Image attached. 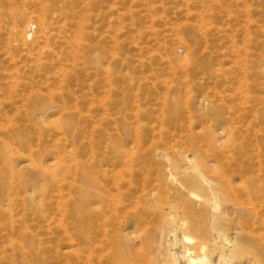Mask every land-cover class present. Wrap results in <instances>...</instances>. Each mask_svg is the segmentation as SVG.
Wrapping results in <instances>:
<instances>
[{
  "label": "rangeland",
  "instance_id": "374dc122",
  "mask_svg": "<svg viewBox=\"0 0 264 264\" xmlns=\"http://www.w3.org/2000/svg\"><path fill=\"white\" fill-rule=\"evenodd\" d=\"M21 20H38L27 44L14 34ZM186 56L206 66L174 63ZM245 64L264 79V0H0V264H72L68 236L86 213L85 172L115 195L121 182L118 201L135 222L143 179L163 163L156 152L207 151L205 137L229 132L233 80ZM56 161L66 168L56 184L31 179Z\"/></svg>",
  "mask_w": 264,
  "mask_h": 264
},
{
  "label": "bare ground",
  "instance_id": "6f19581e",
  "mask_svg": "<svg viewBox=\"0 0 264 264\" xmlns=\"http://www.w3.org/2000/svg\"><path fill=\"white\" fill-rule=\"evenodd\" d=\"M33 21L30 20L25 26L22 25L23 20L18 21L20 28H16L14 34L22 38L23 44H27L26 39L34 37ZM44 27L41 24L40 34L45 35ZM199 39L194 38V41L200 43ZM186 42V38L179 40L182 47ZM174 63L192 72L206 66L194 56L181 60L174 58ZM245 65L241 66L244 68L238 66L241 72L238 71L235 77L233 74L234 80L230 79L234 81V101L236 97L239 104H234L238 116L235 115L236 118L228 122L229 132L223 128L217 137L213 133L210 139L205 137L208 147L205 152L204 146L194 147L193 154L187 151L179 157L163 151L156 152L154 156L163 163L160 165L153 161L150 170L156 168L157 174L149 170L151 174L143 179L141 194L138 197L137 193L136 197L138 208L133 209L136 210L135 222L130 221V215L124 213L118 201L121 182H113L117 189L115 195L105 183L92 177V171L84 173L82 181L86 189V213L83 221L74 225L71 236L66 235L70 237L68 243L72 248V264H264V96L261 94L264 83L258 81L262 76L260 69ZM70 127L71 124L66 123L56 126L55 130L64 131ZM227 133L229 137L225 138ZM118 149L115 160L121 158L124 152L122 148ZM64 154H67L65 150ZM79 157L71 160L74 168L80 165ZM210 158L218 159H213L214 164L210 165ZM137 161L145 168L147 161ZM61 163L56 161L51 163L52 168L46 167L49 170L56 166L54 171L36 166L31 179L36 181L51 176L56 184L59 172L66 169ZM31 165L35 166V162L31 161ZM115 165L116 162L113 169ZM45 179L43 184H47ZM33 198V195H29L27 200L33 202ZM78 207L79 216L83 207Z\"/></svg>",
  "mask_w": 264,
  "mask_h": 264
}]
</instances>
